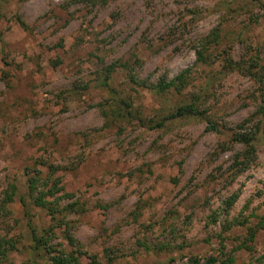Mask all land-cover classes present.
<instances>
[{
  "label": "rangeland",
  "instance_id": "obj_1",
  "mask_svg": "<svg viewBox=\"0 0 264 264\" xmlns=\"http://www.w3.org/2000/svg\"><path fill=\"white\" fill-rule=\"evenodd\" d=\"M195 100L202 117L150 128ZM256 126L264 0H0V264H50L32 230L81 264H259L264 139L240 172L233 141ZM35 176L84 211L23 206Z\"/></svg>",
  "mask_w": 264,
  "mask_h": 264
},
{
  "label": "trees",
  "instance_id": "obj_2",
  "mask_svg": "<svg viewBox=\"0 0 264 264\" xmlns=\"http://www.w3.org/2000/svg\"><path fill=\"white\" fill-rule=\"evenodd\" d=\"M256 1V0H254ZM18 23L20 26H22L24 29H27L24 22L21 19H18ZM205 55L201 51L197 52V58L196 62H204L205 61ZM232 65V62L230 60L227 61L226 66ZM235 66L240 67L238 63L234 64ZM110 69V67L108 68ZM190 74V69H186L183 72H181L179 75L173 77L170 80L167 81H161L156 83L155 85L149 86V90L158 93L160 95L165 94L166 92L170 90H174L176 92H181L185 86L186 82L188 80V76ZM134 81V80H133ZM104 86L107 84H103ZM144 88H147L146 86H142ZM122 102V101H121ZM123 106L126 109H129V105L123 102ZM126 116L130 117L131 112L128 111L125 113ZM203 114L198 110L197 107V100L190 102L189 104L178 106L174 112L168 114L167 116L160 117L156 121H151V129H161L165 126V122L169 120H174L178 118H184V117H202ZM207 129H210L211 131H217L216 127L208 122ZM257 136H262L264 139V126H256L255 130L252 134H237L233 141L235 143L239 142L243 146V150L238 152L235 157V161L237 162L239 159V167L237 168V171H243L247 165H249L254 158V155L256 153V150L253 145V141L256 139ZM39 178L30 177L28 178V181L26 182V190L24 194L18 196L21 204L23 206L27 205V200H29V204L31 203L35 207L45 211L52 220H55L57 215L61 212L65 211L67 213H74V212H82L84 211V207L80 205L77 201H73L61 209H58V197L56 196L60 192V187H58L57 183H53L51 187H49L46 184H38ZM12 194L6 195L5 202L12 201ZM71 197L70 195H67ZM66 196V197H67ZM264 206V202H263ZM57 226V224H56ZM31 239L33 243V250L36 255H42L47 254V257L49 259L50 264H81L78 257H74L72 254H67L65 252H55L56 254H51V247L49 246L46 239L41 237H37L35 234V230L31 231ZM68 240L71 241V238L68 237ZM5 251L0 253V256H3ZM256 262L259 264H264V254L261 255L256 259ZM193 264H199L197 261H192ZM214 259H208L206 261V264H214ZM92 264H98V262H95L93 260Z\"/></svg>",
  "mask_w": 264,
  "mask_h": 264
}]
</instances>
